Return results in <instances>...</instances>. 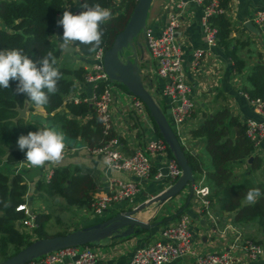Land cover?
Returning <instances> with one entry per match:
<instances>
[{"label": "trees", "instance_id": "1", "mask_svg": "<svg viewBox=\"0 0 264 264\" xmlns=\"http://www.w3.org/2000/svg\"><path fill=\"white\" fill-rule=\"evenodd\" d=\"M217 1L223 12L213 15L210 21L218 30V46L231 61L235 74L240 76L244 93L251 100L260 99L264 111V62L250 64L242 55L243 50L250 51L252 42L244 37L241 29L234 26L229 14L230 0ZM84 2L99 3L112 12L111 19L101 25L104 35L100 49L107 50L127 25L137 0H82V4ZM63 5L64 0L1 1L0 18L7 28L0 30V49H21L33 60L42 58L49 51L54 54L57 59L56 67L61 73L58 91L50 94L49 103L42 106L50 127L62 132L65 138L83 141L90 148H98L114 138L116 133L106 132L90 101L81 99L78 102H65L86 70L84 67L59 62L64 50L60 48L59 37L62 36L63 29L57 27L56 21ZM81 10L78 9L75 14ZM74 44L84 56L95 54L88 53V46L79 42ZM10 83L11 87L0 88V262L31 244L34 241L32 234L38 235V238L46 237L43 235L42 214L36 213L38 226L32 232L24 229L21 222L25 214L17 208L26 202L28 183L25 177L22 173H10L1 169L3 165L13 166L24 160V153L18 149L16 141L21 134L27 135L39 128L32 120L17 118L18 110L28 102L31 112L36 106L25 97L16 95L15 84ZM147 87L150 89V86ZM162 110L166 113V109ZM203 115L199 126L189 132V139L204 143L210 164L204 166L200 155L185 149L195 181L198 173L201 178L205 176L212 190L210 198L217 205L218 212H233L234 221L239 222L259 220L261 227H264V159L254 153L255 144L247 135L246 125L227 104L213 113L204 112ZM155 126L160 135L156 123ZM168 154L173 156L169 148ZM250 158L252 160L249 162ZM244 164H247V171L236 172V168ZM252 188H259L262 194L256 203L249 204L245 196L247 190ZM42 191L47 196H59L69 205L81 208L92 205L97 186L94 178L89 174H80L77 166H56L49 183L42 179L36 184V192ZM189 205L188 202L185 203L176 215L180 216ZM67 233L69 231L58 235Z\"/></svg>", "mask_w": 264, "mask_h": 264}, {"label": "built area", "instance_id": "2", "mask_svg": "<svg viewBox=\"0 0 264 264\" xmlns=\"http://www.w3.org/2000/svg\"><path fill=\"white\" fill-rule=\"evenodd\" d=\"M193 1L203 6L204 37L208 49L217 47L218 30L210 18L223 12V9L219 8L217 0ZM183 3V0L168 2L166 4L168 18L162 31L160 34H154L153 30L147 27L145 40L150 56L155 62V72L165 82L161 93L171 111V120L169 119V121L179 139L184 142L185 138L180 136V133L184 131V128H190L191 123H194L192 114L195 111L197 99L194 94L195 85L189 80V75L184 69L182 50L177 44L182 29V16L174 9L175 6L182 8ZM256 19L259 23L264 24V11L257 12ZM105 52L106 50L100 49L93 55L95 63L85 74V80L93 85L94 94L91 103L101 118L106 132H115L117 122L113 103L116 99L119 101L120 96L117 86L109 80L105 72L103 64ZM204 56L205 52L202 49H195L192 63L194 69H199ZM237 81L240 85L241 80L236 79ZM101 83H103L102 86H100ZM78 101L80 99L76 100V102ZM251 102L258 112L264 114L263 102L260 99L251 100ZM118 110L120 111V120L133 129L136 134L128 140L127 148L125 149L126 143L123 136L119 134H116L114 138L101 147L90 148L88 145L87 147L94 154L100 155L108 168L128 173L134 179L115 178L110 190L97 193L95 200L89 207L93 214L92 217L103 215L118 202L129 201L132 203L140 191L139 184L145 180H164L166 188H168L182 175L179 163L175 157L168 154V145L163 137L158 134L145 104L132 95V99L125 106V110ZM136 120L144 122L145 129L142 131V138L137 135L139 129L135 128ZM242 122L246 125L247 135L255 144V150L259 149L264 141V121L245 118ZM67 148L68 146L65 145L63 158ZM261 156L264 159V151L261 152ZM21 164L26 168H32L26 163ZM53 175L54 168H50L43 177L44 181L49 183ZM211 193L210 186L205 182L194 183L192 198L194 197L196 200L197 212L200 214L205 210L210 218L214 219L210 212ZM187 196H190V193ZM176 199L179 200L177 196ZM183 205L180 204L181 207ZM180 206L169 207L168 210H173L172 212H175L176 215L181 209ZM17 210L24 212L25 218L21 222L28 232H32L38 226V222L36 213L33 208H30L28 200L26 199L25 203L20 204ZM192 225L193 216L186 211L183 212L178 218L170 220L161 228L154 243L138 246L129 258L128 264H168L172 260L182 257L193 259V264H238L256 261L264 256L263 245L253 239L244 238L240 232L237 233L226 249L202 252L195 246V234ZM96 245L98 244L67 247L38 257L26 264H97L104 254Z\"/></svg>", "mask_w": 264, "mask_h": 264}, {"label": "crops", "instance_id": "3", "mask_svg": "<svg viewBox=\"0 0 264 264\" xmlns=\"http://www.w3.org/2000/svg\"><path fill=\"white\" fill-rule=\"evenodd\" d=\"M1 1L3 0H0V2ZM168 2H171V0H153L149 11L147 27L151 28L154 34H160L166 24L168 18L166 4ZM183 2L182 8L175 6L174 9V11L180 13L182 16V29L177 39V44L182 50L184 69L189 75V80L195 85L194 94L197 99L196 106L199 109L206 107L207 109L204 112L213 113L225 104H229L232 112L236 116H239L241 121L245 118H254L259 121H264V114L256 110L251 99H249L248 95L244 93L242 86L238 85V81L236 82V79L241 80V78L235 74V71L232 68V63L226 57L223 49L219 46L208 49L209 47L207 46L204 37L203 6L195 3L193 0H183ZM81 4L82 0H64L63 10L59 14V17L64 10H70L75 14L77 10L81 8ZM259 11H264V0H230L229 14L232 17L234 26L239 30L241 29L244 32V37L252 42L249 52L247 50L242 51V55L249 60L250 64L258 61L264 62V24L259 23L256 19V13ZM247 22H253V29H249L245 26ZM6 28L7 27L3 24L0 18V30ZM71 48H73L71 51L63 50L59 62L67 63L72 66L75 64L77 67H84L86 71L83 75L84 77L77 81L75 90L66 97L65 102L76 101L77 99H85L86 101L91 102L94 94L93 85L85 80V74L91 69L95 63V59L92 55L84 56L79 47L75 44H73ZM197 48L202 49L205 52V56L198 70L192 67L193 52ZM137 54L144 84L150 86L149 90L152 93L155 94L157 92L156 95L163 101L166 112L170 117L171 111L161 93L165 82L157 76L155 72V62L150 56L146 44L141 47V51L139 53L137 52ZM125 93L126 96L124 100L120 97L119 101L116 99L113 105L115 107V120L117 122L115 132L116 134L123 136L126 143V149L128 140L132 135L135 136L136 134L133 132V129L128 127L127 124L119 118L120 111L118 109L121 111H123V109L125 110V106L132 99V95L128 90ZM28 105L29 102L24 107L27 109L25 118L35 122L39 128L44 127L45 120H47V114L44 109L42 107H35V110L31 112L28 109ZM195 112L196 110L192 114V120L195 119ZM168 115L166 114L167 118ZM196 126H192L189 132L196 128ZM135 128L139 129L137 135L139 138H142V131L145 129L144 122L136 120ZM187 140V150H190L191 152L196 151L197 155H200L201 143L191 141L189 139V133ZM71 146H73L72 142ZM262 151H264V141L259 149L254 150V153L258 155L260 154L261 156ZM56 166H68L70 168L76 166L79 167L80 174H89L94 178L97 186V193L110 190L112 181L115 178H123L125 180L134 179V177L128 173H122L108 168L105 160L100 155L91 152L87 147V144L80 148L77 146L68 147L65 157L59 164L46 165L42 168H26L20 162L13 166L3 165L1 169L7 170L10 173L23 174L28 183L26 199L28 200V203L29 201H32V205L34 206V198L37 196L41 197V195L44 197L47 196L43 191L36 192V184L39 180L43 179L45 173L50 168H55ZM237 169H239V172H242L243 170L247 171V164L238 166L236 170ZM201 181L207 184L205 176H202V178L199 181H196V183ZM165 183L164 180L157 181L154 179L143 181L139 184L140 191L135 196L132 203L129 201H121L110 207V209L103 215L97 216L98 218L95 217L92 220L87 217H84L85 219L81 218L85 223L82 224V226L76 225V228L72 230L80 229L102 221L112 214L125 210L130 206H138L150 198L162 193L166 188V186H164ZM187 202L190 205L185 211L193 216L192 230L195 234V246L202 252L221 251L226 249L238 232H240L244 238L253 239L262 245L264 244V227L259 226V220L248 222L234 221L233 212H218L217 205H215L213 201L210 212L213 214L214 219H211L205 210L200 214L197 212V203L194 197L189 198L188 196L185 200V203ZM167 204L168 202H165L164 204H153L142 213V216L140 215L144 222H150L153 217H156L154 224L153 222H150L152 226H154L150 230H142L138 234H133L126 238L115 237L101 241L98 244L99 247L108 249H105L103 258H101L97 264H128L129 258L138 246L148 244L150 242L149 239L153 237L156 238L161 228H163L170 220L178 218V216L174 214L175 212H172L173 210H168V207H166ZM155 213L156 216H154ZM159 214L162 215V219H158ZM70 219L75 220L73 215ZM78 219H80V217L76 220ZM76 220L75 222H77ZM168 264H193V259L182 257L174 259ZM238 264H264V256L256 261H248L245 263L240 262Z\"/></svg>", "mask_w": 264, "mask_h": 264}, {"label": "water", "instance_id": "4", "mask_svg": "<svg viewBox=\"0 0 264 264\" xmlns=\"http://www.w3.org/2000/svg\"><path fill=\"white\" fill-rule=\"evenodd\" d=\"M152 3L153 0H137L127 25L117 35L112 46L106 50L103 64L105 72L111 82L122 84L129 93L139 98L145 104L150 116L158 127L160 135L179 163L182 169V175L162 193L136 207L130 206L125 210L112 214L102 221L71 231L67 234L39 238L16 254L1 261L0 264H26L38 257L67 247L99 244L101 241L109 238H126L133 234H138L142 230H150L154 226L149 222H144L140 217L147 208L153 204L169 202L189 184V198L192 197L193 186L196 181L185 153L187 147L181 143L155 96L144 84L137 52L134 51L127 59L122 57V52L126 47H131L134 50V43L139 45L138 38L141 36L146 37L147 20ZM245 26L249 29H253L254 27L253 22H247ZM72 49L64 50L71 51ZM18 112L17 118H25L27 109L20 108ZM44 125L51 128L48 120H45ZM71 142L72 140L64 137L65 145L73 147L71 146ZM192 153L197 154L196 151H192ZM251 160L252 158L249 161ZM29 206L31 209L33 208L32 201H29Z\"/></svg>", "mask_w": 264, "mask_h": 264}, {"label": "clouds", "instance_id": "5", "mask_svg": "<svg viewBox=\"0 0 264 264\" xmlns=\"http://www.w3.org/2000/svg\"><path fill=\"white\" fill-rule=\"evenodd\" d=\"M81 9L77 14L64 10L57 19V27L63 29L62 36H59L60 48L67 50L79 42L88 46L89 54H94L103 43L101 25L111 19L112 12L95 2H84ZM56 65L57 59L51 51L42 58L33 60L21 49H0V88L7 89L12 86L10 82H14L16 95L25 97L37 108L47 105L50 94L58 91L61 73ZM16 143L24 153L21 163L30 167L42 168L59 164L63 160L64 135L54 128L44 126L27 135L21 134ZM261 194L259 188L248 189L245 199L249 204H254Z\"/></svg>", "mask_w": 264, "mask_h": 264}, {"label": "rangeland", "instance_id": "6", "mask_svg": "<svg viewBox=\"0 0 264 264\" xmlns=\"http://www.w3.org/2000/svg\"><path fill=\"white\" fill-rule=\"evenodd\" d=\"M138 40H139V45L137 43H134V50L131 47H129V48L126 47L123 50L122 57L124 59H127L128 56H130L134 53V51L139 53L141 51V47L145 46L146 40L143 36L138 38ZM73 67H77V65L73 64ZM114 83L119 90L120 97L124 100V98L126 96L125 92H127L126 87L125 86L122 87L121 85H119L116 82H114ZM153 95L155 96L156 100L158 99L157 101H158L159 105L161 104L162 109H165L164 103L161 100V98L159 96L155 95L154 93H153ZM227 105L231 109L229 104H227ZM206 109H207L206 107H204L202 109H199L197 106L195 107V110H196V112L194 113L195 119H194V123H191V127L196 126V125L199 126V124L201 123V121L204 117L203 113ZM166 114L168 115L167 112H166ZM168 118L170 119L169 115H168ZM190 128H187V129L184 128V131H182L180 133V136L185 138L184 143L180 139L181 143L184 146L188 145L187 144L188 143L187 138H188V133H189ZM72 144H73V146H77L78 148H80V147H84V145L86 143L82 142V141L72 140ZM199 154H200V158L202 159L204 166L207 167L210 164V157L207 154L206 149L204 148V143H201ZM238 170L239 169H237L236 172H239ZM200 179H201V175H200V173H198L196 180L199 181ZM164 186H166V183L164 184ZM189 193H190V184L186 186V188L184 189L183 192H181L179 195H177V198H179V200H177L176 197L172 198L168 202L166 207H168V208L169 207H175L176 208L177 206H180V204H184L186 198L188 197L187 194H189ZM46 209H47V211H46ZM33 210L37 214H39V213L42 214V217H43L42 218V220H43V235H45L46 237L47 236H49V237L56 236V235H58V233H66L67 231L70 232L72 229L76 228L75 227L76 225L82 226V224H84L85 222L82 221L81 218L85 219L84 217H87L90 220L95 218V217H92L93 214L89 210V207L79 208V207H76L73 205H69L65 199H63L59 196H48V197L47 196L44 197L43 195L41 197L37 196L35 201H34ZM72 215H73L75 220L79 217H80V219L76 220L77 222H75V220L70 219L72 217ZM141 216H142V214H141ZM154 216H156V213L154 214ZM155 218L156 217H153L150 222H153V224H154ZM158 219H162L161 214L158 215ZM245 222H248V221H245ZM259 226H262V225L259 224ZM24 229H26V228L24 227ZM38 237H39L38 235L32 234V239H34V241L39 239ZM149 240H150V242L148 244H144V245H150V244L154 243L156 241V238L153 237ZM96 246L99 247V245H96ZM263 246H264V244H263ZM99 248L103 253H105V249L106 250L108 249V248H103V247H99Z\"/></svg>", "mask_w": 264, "mask_h": 264}]
</instances>
